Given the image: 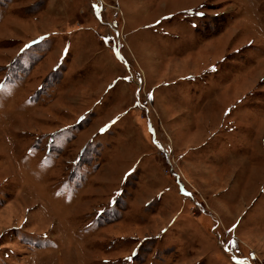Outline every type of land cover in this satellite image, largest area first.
<instances>
[{
    "label": "rangeland",
    "instance_id": "374dc122",
    "mask_svg": "<svg viewBox=\"0 0 264 264\" xmlns=\"http://www.w3.org/2000/svg\"><path fill=\"white\" fill-rule=\"evenodd\" d=\"M0 264H264V0H0Z\"/></svg>",
    "mask_w": 264,
    "mask_h": 264
},
{
    "label": "snow or ice",
    "instance_id": "6c2138e0",
    "mask_svg": "<svg viewBox=\"0 0 264 264\" xmlns=\"http://www.w3.org/2000/svg\"><path fill=\"white\" fill-rule=\"evenodd\" d=\"M214 70V69H213Z\"/></svg>",
    "mask_w": 264,
    "mask_h": 264
}]
</instances>
